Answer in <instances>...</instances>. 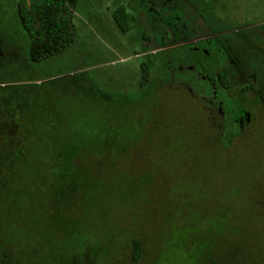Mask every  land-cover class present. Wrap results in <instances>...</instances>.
<instances>
[{
  "label": "rangeland",
  "instance_id": "1",
  "mask_svg": "<svg viewBox=\"0 0 264 264\" xmlns=\"http://www.w3.org/2000/svg\"><path fill=\"white\" fill-rule=\"evenodd\" d=\"M24 1L33 11L43 0ZM21 2L0 0V110L31 120L46 143L0 188L12 263L264 264V135L225 150L187 92L152 81L142 93L138 82L153 59L140 53L188 37L176 2L219 31L216 16L251 13L255 0H78L70 41L41 63ZM33 164L54 191L31 204L21 183Z\"/></svg>",
  "mask_w": 264,
  "mask_h": 264
},
{
  "label": "flooded vegetation",
  "instance_id": "2",
  "mask_svg": "<svg viewBox=\"0 0 264 264\" xmlns=\"http://www.w3.org/2000/svg\"><path fill=\"white\" fill-rule=\"evenodd\" d=\"M176 5L180 27L188 32V37L172 43L163 39L152 52L140 53L153 57L146 63L156 74L155 80L138 81L142 93L152 81L184 90L199 108L202 127L214 136L216 145L225 150L238 145L249 147L250 138L264 135V7L255 0L251 13L216 16V22L227 25L215 31L202 18L189 16L181 3ZM172 17L175 20L176 16ZM4 55L0 47V57ZM13 116L17 117L18 111L0 110V134L9 129L1 119ZM6 146L0 142V150ZM4 170L0 153L1 190L7 177ZM1 228L0 263L13 264V250L3 242L5 235Z\"/></svg>",
  "mask_w": 264,
  "mask_h": 264
},
{
  "label": "trees",
  "instance_id": "3",
  "mask_svg": "<svg viewBox=\"0 0 264 264\" xmlns=\"http://www.w3.org/2000/svg\"><path fill=\"white\" fill-rule=\"evenodd\" d=\"M77 2L78 0H43L41 2L42 4L39 2L34 3L33 11L36 15L35 17L40 20L39 27L35 29V21L32 17L33 11L26 6V1L22 0L19 6V15L24 28L31 37L30 58L33 62L41 63L45 59L52 57L54 54L60 52L64 48V45L70 41L64 37L68 36V25L71 23L72 14L74 13L72 9L75 10ZM67 3L69 6H67ZM127 21H119V26L125 28L128 25ZM141 65L144 73L141 75V79H149L152 73L149 64L143 62ZM150 66L153 67L154 65L150 64ZM0 95L8 96V94L1 93ZM7 124L10 127L11 125L12 127L16 126V129L18 128L19 130V133H16L18 131L16 130L13 134L7 131L0 135L1 143L7 145L0 150L4 171H6L4 174L9 175L11 169L15 167L16 162L24 163L31 159H39L40 155L38 151L32 148V146L46 142L44 135L40 131H34L32 129L33 123L31 120H25L18 115L15 119H9V123ZM12 144H15L17 147H10ZM43 150L47 151L45 149ZM41 170V165L34 166L32 168L34 180L21 183L24 187V192L29 197V202H33L35 198L41 197L47 190L50 192L54 191L52 183L47 181L45 174H42ZM6 185L5 180L2 190L7 188ZM133 252L136 257L141 252L138 239L133 241ZM208 264L214 263L211 261Z\"/></svg>",
  "mask_w": 264,
  "mask_h": 264
}]
</instances>
